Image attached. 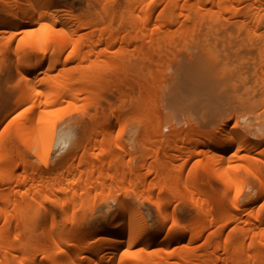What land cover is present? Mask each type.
Segmentation results:
<instances>
[{"label":"bare ground","instance_id":"bare-ground-1","mask_svg":"<svg viewBox=\"0 0 264 264\" xmlns=\"http://www.w3.org/2000/svg\"><path fill=\"white\" fill-rule=\"evenodd\" d=\"M232 32L258 51V102L218 110L211 129L178 128L159 109L163 78L131 66L146 48ZM212 55L186 56L174 104L213 98ZM115 84L149 112L126 160L113 146L134 112L90 117ZM12 112L0 130V264H264V0H0V124ZM105 189L119 194L114 209L95 199Z\"/></svg>","mask_w":264,"mask_h":264},{"label":"rangeland","instance_id":"rangeland-1","mask_svg":"<svg viewBox=\"0 0 264 264\" xmlns=\"http://www.w3.org/2000/svg\"><path fill=\"white\" fill-rule=\"evenodd\" d=\"M232 33L233 36L231 38H228L227 40H224L222 42L218 40L215 41L213 39H208L205 42L201 41L200 43H192L188 44L187 46H182L179 44L178 46L172 45L173 47H170L169 45V47L163 46L160 52L155 51L152 48H146L145 50L148 53L147 57L141 61L136 60V62L134 63L135 66L134 64L133 66L130 65L133 69H142V74L152 73L153 75L155 74L157 76H161V79L163 78L162 80H160V95L158 96L161 97L164 93V96H162L161 99L158 98L160 100V103L162 102L163 104H160L161 106L159 109L161 110L162 108V112L164 109V111L168 112H166L165 114L171 115V117L173 116V121L178 126V128L181 127L183 128V130H186L191 124H199L205 125L208 129H211L215 126V123L217 121V119L215 120L214 118L217 116L216 113L218 110L238 108L243 106V104H245V106L247 105L248 108V106L252 107L251 104L258 102V95L261 91V87L257 79V75L261 74V72L258 70V51L256 50V48H250L248 45H243L242 42H238L236 39H234L237 32ZM136 44H138V42H136ZM133 49L134 45L129 43L125 45V47L123 46L122 48H119L118 45H116L112 50L114 52H130ZM208 53L213 54L214 56L217 55L216 57L219 58V61H217L218 63L215 67V71L207 73L205 75L206 81L216 84L215 90H210L208 93L212 94L213 98L209 99L204 95H186L184 99L178 97L180 100L183 99V102H178V105L174 104V101L177 98V96L175 95V82L177 79L181 80L180 76H178L176 79V75H178L182 67L187 65L186 63H189V60H187L186 56H189L188 58H191L193 60L194 57H198L197 55L201 57L203 55L205 57V54ZM194 54H196V56H194ZM203 65L205 66L206 63L201 61L200 66L202 67ZM225 68L230 71V74L222 73L221 69ZM120 85L117 86L115 84L114 86L99 88L100 93L95 94L93 97V100L95 102L93 104L94 106L90 108V114H93L90 117H97L99 121L105 119V121L113 123L116 115L134 112V115H132L133 117H131V119L129 120L126 126L125 133L122 137L123 148H117L113 146V149L117 153V155L122 156L126 160L129 157L127 153L132 154L133 152L137 151V145L135 144L136 140L134 139H137V136L140 135V127L138 126L135 119H137L138 117L144 119L146 116H148L149 112L147 110H144L143 108L139 110L131 108L132 99H135V94L129 92L128 88L125 89V86L123 84ZM127 93L131 95L130 99L126 97ZM166 93L169 94V96L166 95ZM181 96H184V94H181ZM169 98L170 100L172 99L171 101L173 102V104L175 106L177 105L178 107L175 108L173 104H171L173 105L171 106L170 103L172 102L169 100ZM145 101H147V97H144L142 100V102ZM166 105L168 107L165 108ZM245 106L241 108H245ZM14 115L15 112H12L6 118V120H4L2 124H0V130L5 126V124L9 120L13 118ZM190 115L192 116V118L194 117L196 119L194 120L193 118L192 120ZM88 125L89 122L87 118L84 117V121L81 124V128L88 127ZM170 129V126L161 127V131L165 135L170 133ZM116 131L117 127L114 126L112 131L109 133V136L114 137ZM56 150L57 149L54 147L52 153V156H54V158H56L55 156H59L57 155L58 152H56ZM138 158L139 153L135 154V159L132 160V165L136 163ZM193 163L194 160H191V162L189 163L191 169H193V171L200 172L202 166L200 164V166H193L195 164ZM151 178H153L152 175L148 177V179ZM108 181L109 180H107V182ZM153 192L156 193V189H153ZM108 194V190L105 189L103 192H101V194H97L95 196V199L99 201L100 199L102 200L107 198L105 202L101 203L103 207L102 205L100 206L102 208H104L105 206V209L107 208L106 205L109 207L114 206V209V196L111 197V195L119 194H116L114 191H112L110 195ZM143 204L146 205L147 203H142V206H140L141 203L138 204L141 209L143 208ZM148 205L150 206V204ZM151 208L153 207L151 206ZM170 208L171 207L167 208L166 210L170 211ZM55 209L58 211V208ZM153 209L152 211L155 212V208ZM144 210L145 209H142L141 211L144 212ZM175 210L177 212V209ZM79 213L80 211L76 210L75 214L77 215Z\"/></svg>","mask_w":264,"mask_h":264}]
</instances>
